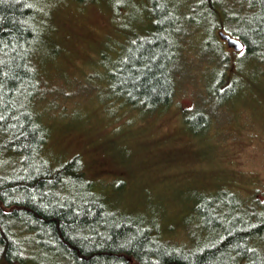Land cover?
Here are the masks:
<instances>
[{"label": "rangeland", "instance_id": "1", "mask_svg": "<svg viewBox=\"0 0 264 264\" xmlns=\"http://www.w3.org/2000/svg\"><path fill=\"white\" fill-rule=\"evenodd\" d=\"M39 4L43 40L37 61L44 89L33 107L47 131L50 161L82 152L83 170L106 202L138 216L161 238L190 249L205 220L199 209L204 199L216 200L217 208L220 204L219 224L225 220L234 227L239 220L248 225L264 218V73L255 59L231 49L219 29L214 35L209 19L190 46H183L192 63L182 67L171 104L145 110L116 94L112 72L154 39L157 23L166 20H158L161 6L153 11L152 0ZM218 14L226 21L222 11ZM215 40L232 60L224 85L215 59L188 53V47L204 52ZM233 76L241 77L240 83H233ZM200 109L207 111L205 119L198 116ZM237 198L240 211L233 206ZM202 233L214 234L207 227ZM31 251L43 258L39 249ZM18 264L38 262L28 258Z\"/></svg>", "mask_w": 264, "mask_h": 264}, {"label": "trees", "instance_id": "2", "mask_svg": "<svg viewBox=\"0 0 264 264\" xmlns=\"http://www.w3.org/2000/svg\"><path fill=\"white\" fill-rule=\"evenodd\" d=\"M161 1L152 0L151 5L153 11L160 6L166 11L157 12L158 20H166L157 23L154 39L112 72L116 94L145 110L170 105L178 77L184 74L182 67L192 63L183 46L209 19L214 35L219 29L245 42V59H255L263 75L264 0ZM38 5L39 0H0V264L28 258L38 264H264V218L247 221L248 225L239 220L234 227L225 220L219 224L215 217L220 204L217 208L216 200L203 198L199 209L205 220L190 249L189 244L161 238L138 216L106 202L83 170L82 152L62 161L66 164L48 159L47 131L33 107L44 89L37 61L43 40ZM213 43L204 52L188 47V53L215 59L222 68L218 74L223 84L232 60L222 44ZM240 80L231 79L235 84ZM205 112L197 113L205 119ZM120 151L127 155L122 147ZM74 185L79 187L73 194ZM241 203L237 198L233 205L237 211ZM206 227L213 236L203 235ZM32 248L39 249L43 258L37 259Z\"/></svg>", "mask_w": 264, "mask_h": 264}, {"label": "water", "instance_id": "3", "mask_svg": "<svg viewBox=\"0 0 264 264\" xmlns=\"http://www.w3.org/2000/svg\"><path fill=\"white\" fill-rule=\"evenodd\" d=\"M220 37L227 42V45L237 52L243 51L246 48L245 42L241 38L232 36L229 33L220 31Z\"/></svg>", "mask_w": 264, "mask_h": 264}]
</instances>
